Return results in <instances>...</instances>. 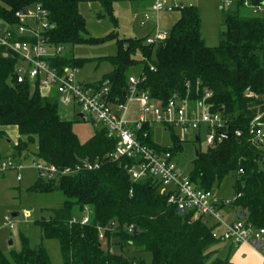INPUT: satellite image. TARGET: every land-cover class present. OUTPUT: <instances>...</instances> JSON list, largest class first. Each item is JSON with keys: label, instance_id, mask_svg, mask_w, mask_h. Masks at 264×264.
<instances>
[{"label": "trees", "instance_id": "1", "mask_svg": "<svg viewBox=\"0 0 264 264\" xmlns=\"http://www.w3.org/2000/svg\"><path fill=\"white\" fill-rule=\"evenodd\" d=\"M99 1L103 12L116 27L112 5L116 1L143 0H0V19L14 22L15 11L39 3L49 13L48 41L54 45L100 44L116 41V53L100 58L112 69L93 87H108V101H123L126 96L130 70L139 68L143 81L138 85L157 102L176 97L201 100L211 111L228 118L227 130L242 131L240 138L232 136L198 151L191 169L190 180L200 189L211 190L215 182L235 173L236 196L229 206L245 213V221L264 229V148L248 141L249 121L264 110V14H244L242 5L221 9L223 29L218 44L209 47L201 34V18L194 5H182L179 19L168 31V37L157 46L147 45L145 39L119 38L111 32L103 38L87 35L85 19L79 4ZM101 15H99L100 17ZM59 69L81 67L87 60L60 56L51 60ZM17 60L0 50V138L2 128L14 126L20 136L13 147L15 156H33L58 170L81 166V160L99 167L82 169L71 175H57L52 180L38 181L30 189L36 193L59 191L63 202L47 217L34 223L43 239L57 240L62 264H145L124 254V248L149 254L150 264H207L209 247L218 240L202 218L192 211L179 213L167 203V195L159 193L152 179L133 181L127 173L131 161L110 160L108 154L115 141L99 128L84 143L72 130V121L58 114L57 100L44 96L27 78H15ZM176 96V97H175ZM264 121V117H263ZM152 127L145 125L146 136L139 139L158 150L150 139ZM172 154L181 150L180 140L173 137ZM36 145V151L29 147ZM1 160V158H0ZM242 170V173H238ZM88 216V223L74 217ZM114 223L110 229V224ZM98 227L104 228V241L98 238ZM136 227L138 234L128 229ZM115 240V242H113ZM105 244V246H104ZM114 249V250H113ZM117 251V252H116ZM214 259L209 264H226ZM0 264H52L46 249L31 247L21 236V249L9 256L0 252Z\"/></svg>", "mask_w": 264, "mask_h": 264}, {"label": "built area", "instance_id": "2", "mask_svg": "<svg viewBox=\"0 0 264 264\" xmlns=\"http://www.w3.org/2000/svg\"><path fill=\"white\" fill-rule=\"evenodd\" d=\"M193 0H153L150 9L152 12H173L182 5ZM241 4L249 14L260 16L264 14V0H222V8L231 9ZM14 22L0 19V50L5 56L9 52L15 54L17 64L15 75L25 77L35 84L40 93L46 90L44 96H52V92L65 106L74 105L78 114L86 118L91 117L99 128L105 130L106 137L115 141L113 150L108 154L110 160L118 161L127 159L131 166L127 173L133 181L152 179L159 185V193L167 195V203L180 212L192 211L194 217H200L205 222L211 218L222 223L220 206L229 205L233 200H219L211 190L198 188L190 180L188 173L182 172L174 162V155L170 149L158 150L144 144L139 135L145 125L153 127L159 125L164 129H175L179 133V140L186 136L194 142L199 135L197 131L204 126L207 132L206 147L224 140L223 134L240 138L242 131L228 130V118L220 112H213L205 100L210 93H205L201 100L192 101L188 97H176L161 103L155 101L146 91H140L138 85L143 81L141 74L130 75L126 96L123 101H108V87H93L77 79V69L65 66L59 69L50 62L62 55L63 45H54L48 41L47 32L50 29L49 13L39 3L19 9L13 14ZM144 18L147 20L148 15ZM168 37V32L155 30L151 36L145 38L147 45L158 46ZM106 95V98H102ZM54 97V96H53ZM264 102V93L261 95ZM136 100L139 103L140 113L132 120H126L129 102ZM78 117V116H77ZM264 110L259 111L249 121L248 141L264 148ZM79 118V117H78ZM80 119V118H79ZM146 136L143 132L142 137ZM38 173H42L46 180H52L57 175H71L82 169L94 170L99 167L98 162L85 161L81 166L58 170L53 165H48L35 159L31 165ZM23 163L12 159L0 161V174L8 171L16 173V180L20 181V172ZM238 173H242L239 170ZM28 216V214H25ZM11 215H5L4 225L12 229L14 224ZM87 224L88 216L74 217L71 223ZM114 223L110 224V229ZM223 230L217 232L212 229V238L215 240L229 241L233 244H247L261 257L264 264V229L256 228L244 219L223 224ZM132 232V228L128 229ZM98 238L104 241V228L98 227Z\"/></svg>", "mask_w": 264, "mask_h": 264}, {"label": "rangeland", "instance_id": "3", "mask_svg": "<svg viewBox=\"0 0 264 264\" xmlns=\"http://www.w3.org/2000/svg\"><path fill=\"white\" fill-rule=\"evenodd\" d=\"M149 0L143 1H116L112 5V16L115 18L116 27L110 21L109 17L103 12L99 1L80 3L79 11L85 19V26L87 35L95 38H103L111 32H117L119 38L127 37H144L151 30V23L145 21L143 11L151 4ZM136 4H138L136 6ZM200 17L203 22L204 35L206 42L213 41L217 43V30L223 29V24L220 20L222 11V0H206L204 3L199 2ZM227 10V8H224ZM178 10H174V16L178 14ZM244 14H249V11L242 9ZM99 15H101L99 17ZM145 22L142 29L139 23ZM116 53V41L109 40L100 44L90 45H66L62 54L78 59L87 60V63L81 67H77V78L81 82L94 84L101 80L103 75L108 73L112 66L100 58L112 56ZM261 59L264 67V52L261 54ZM134 68L130 70V74H135ZM57 100L58 114L61 119L72 121V130L81 143L86 142L94 133L99 129V125L88 117L86 121H82L77 117L78 110L74 105H63L52 92ZM140 113L139 103L136 100L129 102L125 119L132 120ZM199 140L194 142L191 137L186 136L180 141L181 150L174 153V162L176 166L185 173L191 169V165L195 159V148L199 152L206 150V137L207 132L204 126L198 131ZM173 137L179 139V133L175 129H164V127L155 125L150 130L151 141L162 148H173ZM12 137L8 131H5V136L0 138V152L1 160L8 159L7 152L12 150ZM10 142V143H9ZM31 152L36 151V145L29 147ZM13 157V156H11ZM35 160L33 157H28L23 160L24 168L21 170L20 181H17L16 173L8 171L0 174V252L9 256L11 251L18 252L21 249V236L28 239L31 247L42 245L52 262V264H62L60 247L57 240L43 239L41 231L34 221L40 217H47L51 214L52 209H57L63 202V196L59 191H52L49 193H36L30 188L38 181V172L32 169V162ZM45 180L44 177H42ZM235 173H230L221 182H215L211 188L213 195L219 200H233L236 196L235 191ZM238 210L232 206L226 205L220 209L222 215V223L216 225L217 222L213 219L207 218L206 225L208 228L215 226L217 232L222 231L223 224H229L235 219ZM17 213L18 215L12 218L14 227L7 228L4 225V216ZM25 214H28L26 216ZM198 218V217H194ZM115 242V240H113ZM105 246V244H104ZM235 247L229 242L219 240L212 244L208 252H213L208 256L209 264L214 258L227 261L226 264H243L235 258L233 251ZM114 250V249H113ZM117 252V251H116ZM124 254L128 257H135L136 259H143L145 264H150L151 256L149 254L133 251V248H124Z\"/></svg>", "mask_w": 264, "mask_h": 264}, {"label": "crops", "instance_id": "4", "mask_svg": "<svg viewBox=\"0 0 264 264\" xmlns=\"http://www.w3.org/2000/svg\"><path fill=\"white\" fill-rule=\"evenodd\" d=\"M150 2H153V0H149ZM206 0H193V1H190V2H188V3H186L185 5H194V6H196L197 8H198V12H199V5H201V4H199V2H205ZM89 3V2H93V1H85V2H81V3ZM152 4V3H151ZM151 4L147 7V10H145V11H143V13H144V15L145 14H147L148 15V19L146 20L145 19V21L147 22V21H149V23H151V30H150V32L147 34V35H145L144 37H136V38H143V39H145L146 37H148V36H151L152 34H153V32L155 31V30H159V31H164V32H168L169 30H170V28L173 26V24L179 19V17H180V13L178 12V14H176L175 16L173 15V14H171V13H173V12H160V13H155V12H152L151 11V9H150V6H151ZM138 4H136V6H137ZM220 10L222 9V7L221 8H219ZM81 13V12H80ZM199 15H200V12H199ZM201 18V17H200ZM220 20H221V22H222V19H221V16H220ZM144 21L143 22H141V23H139V26L142 28V29H144L145 28V26H143L144 25ZM203 22H202V20H201V34H202V38L204 39V42H205V44L207 45V46H209V47H213V46H216L217 44H218V36H219V30H217V36H216V40H217V43H214L213 41H208V43L205 41L206 40V37H205V35H204V28H203ZM61 56H63V57H67V56H64L63 54L61 55ZM68 58H70L69 56H68ZM134 70H135V74H131V75H137L138 73H139V68H134ZM111 71V70H110ZM78 79V78H77ZM79 80V79H78ZM80 81V80H79ZM81 82V81H80ZM85 83V82H84ZM86 84H88V83H86ZM2 130H3V132H4V134H5V131H8L9 132V135L12 137V139L11 140H13L12 141V150H11V152L10 153H8L7 152V156H9V154H10V156L9 157H7V158H9V159H12V160H14V161H16V162H21V163H23V160L25 159V158H23V156H15V153H14V150H13V147L17 144V142H18V140H19V138H20V136L18 135V132H17V129H16V127H14V126H8V127H4V128H2ZM10 143V142H9ZM195 147V146H194ZM2 151V147L0 146V152ZM1 154V153H0ZM11 156H13V157H11ZM28 157H33V156H28ZM28 157H26V158H28ZM34 158V157H33ZM0 161H2V160H0ZM185 173V172H184ZM38 174V173H37ZM226 206V205H225ZM224 206V207H225ZM223 206H220V209L222 208ZM240 214V212L239 211H237L236 212V216L237 215H239ZM236 216H235V219L233 220V221H235V220H237L236 219ZM207 219V218H206ZM211 219V218H210ZM244 219V218H243ZM233 221H231V222H233ZM230 222V223H231ZM205 223H207V221L205 220ZM212 228H215V226H213ZM223 226H222V230H223ZM219 241V240H218ZM226 242H229V241H226ZM232 246H234L235 247V249H234V251H233V254H234V256H235V258H237V260H239V261H241L243 264H262V259H261V257H260V255L254 250V249H252L249 245H247V244H233V243H231V242H229ZM213 253V252H212ZM214 259H218V258H214ZM221 260V259H220Z\"/></svg>", "mask_w": 264, "mask_h": 264}, {"label": "water", "instance_id": "5", "mask_svg": "<svg viewBox=\"0 0 264 264\" xmlns=\"http://www.w3.org/2000/svg\"><path fill=\"white\" fill-rule=\"evenodd\" d=\"M157 49L158 50L160 49L159 45L157 46ZM9 54H10L11 57H13V58L15 57V54L13 52H9ZM15 78H16L17 82H21V78L18 75H16ZM41 94H46V90H43L41 92ZM102 98H106V95H104ZM77 116L80 118V120L86 121V118H85V116L83 114H78ZM223 138L224 139H230L231 135L230 134H223ZM195 141H198L197 137L195 138ZM194 148H195V157H197L199 153H198V150L196 149V147H194ZM81 162L84 163L85 161L81 160ZM38 176L42 178L43 174L42 173H38ZM179 213H182V211H180ZM17 215H18L17 213L11 214L12 217H15ZM245 216H246L245 213H240L239 215L236 216V219L237 220H241V219L245 218ZM132 231H133L134 236H136L138 234V231H137L136 227H133Z\"/></svg>", "mask_w": 264, "mask_h": 264}]
</instances>
